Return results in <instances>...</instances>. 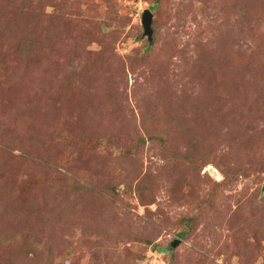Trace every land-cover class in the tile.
I'll return each mask as SVG.
<instances>
[{
	"label": "rangeland",
	"instance_id": "obj_1",
	"mask_svg": "<svg viewBox=\"0 0 264 264\" xmlns=\"http://www.w3.org/2000/svg\"><path fill=\"white\" fill-rule=\"evenodd\" d=\"M0 264H264V0H0Z\"/></svg>",
	"mask_w": 264,
	"mask_h": 264
},
{
	"label": "water",
	"instance_id": "obj_2",
	"mask_svg": "<svg viewBox=\"0 0 264 264\" xmlns=\"http://www.w3.org/2000/svg\"><path fill=\"white\" fill-rule=\"evenodd\" d=\"M152 13L149 9H144L141 14V25L143 27V36L147 38L148 41L152 40ZM178 241H173L171 246L174 247Z\"/></svg>",
	"mask_w": 264,
	"mask_h": 264
}]
</instances>
